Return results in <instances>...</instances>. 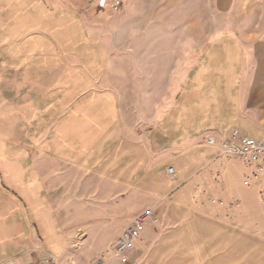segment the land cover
Returning a JSON list of instances; mask_svg holds the SVG:
<instances>
[{"label": "rangeland", "instance_id": "rangeland-1", "mask_svg": "<svg viewBox=\"0 0 264 264\" xmlns=\"http://www.w3.org/2000/svg\"><path fill=\"white\" fill-rule=\"evenodd\" d=\"M31 1L37 6V48L50 44L52 51L53 97L70 92L61 80L64 67L56 61L61 53L68 60L79 55L80 47L85 72L96 84L91 91L110 92L117 103L116 116L100 121L108 130L105 143L83 159L99 168L85 170L82 199L68 201L73 229L79 209V234L73 232L79 247L101 242L92 231L93 209L126 202L131 222L149 209L158 220L133 252V264L151 257L178 264L194 255L220 253L243 258L234 259L236 264H264L259 186L249 181L246 165L226 157L219 146L232 130H199L215 115L220 122L230 119L213 110L219 90L210 83L197 88V83L189 87L181 81L189 69L202 65L211 39L220 32L264 24V0H107L105 7L102 0ZM244 12H253L254 19ZM65 127L79 129V121L69 120ZM211 136L216 146L208 145ZM170 167L177 170L176 177L168 176ZM208 243L216 248H199Z\"/></svg>", "mask_w": 264, "mask_h": 264}, {"label": "crops", "instance_id": "crops-1", "mask_svg": "<svg viewBox=\"0 0 264 264\" xmlns=\"http://www.w3.org/2000/svg\"><path fill=\"white\" fill-rule=\"evenodd\" d=\"M36 7L31 0H0V264L51 260L57 264H99L93 261L100 259L131 222V208L125 202L110 209H93L92 231L100 234L101 242L96 246L84 242L79 247V239H73V232L79 234V209H75L77 224L73 229L68 201L82 199L79 185L85 170L99 168L83 159L105 143L108 130L100 121L116 116L117 103L110 92L91 91L96 84L85 72L80 47L79 55L68 60L61 53L56 61L64 67L61 80L70 92L67 97H53V56L50 44L37 48ZM244 13L255 17L253 12ZM214 56L219 57L218 65L212 63ZM195 69H189L181 81L189 87L197 83V88L210 83V88L219 90L215 91L213 110L230 118L220 122L215 115L199 130L222 134L236 129L243 136L262 137L264 24L251 22L237 25L235 32H220L218 38L211 39L202 65ZM57 120L61 122L53 123ZM69 120L79 121V129H67ZM72 186L74 192L69 191ZM199 248L216 246L208 243ZM131 259L133 262V252ZM168 259L171 262L164 257H156V261L144 258L141 264H175L174 259ZM183 259L178 264H236L234 259L243 258L220 253ZM105 264L122 263L110 257Z\"/></svg>", "mask_w": 264, "mask_h": 264}, {"label": "built area", "instance_id": "built-area-1", "mask_svg": "<svg viewBox=\"0 0 264 264\" xmlns=\"http://www.w3.org/2000/svg\"><path fill=\"white\" fill-rule=\"evenodd\" d=\"M107 5V0H102L101 7ZM113 7H118L114 4ZM208 145L216 146L214 137L208 139ZM222 154L226 157L238 158L248 169V179L259 186L260 202L264 209V134L260 138L243 136L239 130H232L228 137L221 143ZM168 176L176 177V169H167ZM152 210H145L122 231L117 240L107 247L100 255L99 264H105L110 257H116L122 264H133L131 253L142 242L147 226L152 222L157 223ZM40 264H57L55 261H45Z\"/></svg>", "mask_w": 264, "mask_h": 264}]
</instances>
